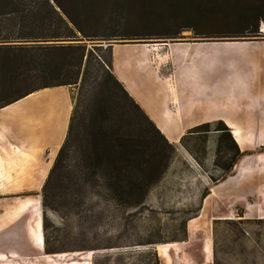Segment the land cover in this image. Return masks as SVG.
Returning <instances> with one entry per match:
<instances>
[{
  "label": "trees",
  "instance_id": "1",
  "mask_svg": "<svg viewBox=\"0 0 264 264\" xmlns=\"http://www.w3.org/2000/svg\"><path fill=\"white\" fill-rule=\"evenodd\" d=\"M262 23L264 0H0V107L43 87L86 80L95 66L101 71L92 115L72 108L41 188L42 206L62 218L63 209L85 203L139 207L168 167L174 146L113 74L111 43L175 38L185 30L202 39L251 40L263 35ZM223 129L227 149L233 144L237 152ZM240 155L212 182L224 179ZM153 243L160 242L140 244Z\"/></svg>",
  "mask_w": 264,
  "mask_h": 264
},
{
  "label": "crops",
  "instance_id": "2",
  "mask_svg": "<svg viewBox=\"0 0 264 264\" xmlns=\"http://www.w3.org/2000/svg\"><path fill=\"white\" fill-rule=\"evenodd\" d=\"M225 42L111 43L113 74L176 149L186 135L193 133L192 128L216 120L224 122L222 116L229 117L236 127L264 128V43L235 41L250 44L251 54L246 58L219 57V63L211 68V51L205 45ZM227 61L236 65L229 76ZM71 111L67 85L43 87L0 107V241L10 242L1 251L7 257L18 249L15 242L19 235L4 237L2 230L13 229L15 220L26 211L30 212L27 221L31 222L32 209L26 207L19 212L18 207L23 200L39 196L19 199L18 194L41 192L65 138ZM248 116L256 118L255 122H245ZM224 124L236 143L231 127ZM171 131H177V135L173 137ZM216 133L205 131L208 151L216 145ZM249 154L258 158L245 164L240 174L235 165L247 154L240 155L224 179L207 186L199 214L205 204L217 209L241 207L244 214L250 205L264 210V175L256 174L264 167V151ZM258 216L264 217V211ZM31 227L27 225V234L22 238L27 241L24 247L30 241L35 246ZM42 242L40 250L44 248Z\"/></svg>",
  "mask_w": 264,
  "mask_h": 264
},
{
  "label": "rangeland",
  "instance_id": "3",
  "mask_svg": "<svg viewBox=\"0 0 264 264\" xmlns=\"http://www.w3.org/2000/svg\"><path fill=\"white\" fill-rule=\"evenodd\" d=\"M261 31L263 35L260 38L241 40L264 43L263 23ZM115 40L117 39L112 41ZM215 40L234 38L202 39L185 30L175 38L149 39L143 40L142 43L155 45L161 42ZM251 52L249 50L241 56L211 52L210 66L213 68L218 64L219 57L246 58ZM99 54L105 52L101 50ZM96 58L99 57L96 55ZM227 63L229 76L235 72L236 65L229 61ZM100 74L101 71L95 66L86 80H81L79 76L76 84H67L72 98V108L76 104L85 119L92 115L99 101V91L103 90L102 85L95 82V77L98 78ZM260 118L257 119L261 120ZM255 120L248 116L245 122ZM216 126L222 129H216ZM223 128L228 129L221 120L209 123V130H217L216 145L212 152L206 149L208 143L206 127L195 130L192 128L193 133L186 135L180 141L181 144L177 145V149L172 144L174 152L169 159L168 167L162 178L150 187L144 204L139 207H107L103 202L89 206L85 203L72 205L63 211L61 209L65 214L62 218V213L42 206L41 192L18 194L19 199L25 196L40 197L44 248L38 250L31 241L29 246H23L27 243L22 239L27 234V225L33 224L32 220L27 221L30 212L26 211L15 220L13 229L6 227L2 230L4 237L13 233L15 236L19 235V240L15 242L18 249L8 257L1 254V251L10 242L0 241V264H155V254L161 264H264V217L258 216L263 214L264 210L250 205L245 214L241 207L222 209L211 207L204 212L202 206L199 214L201 193L213 183L212 178L217 179L224 173L221 166H226L234 156L237 157V152L250 155V152L264 151V135L255 145L246 144L241 148L237 144L236 152L232 144L230 145L232 149L228 150L226 144L229 141ZM243 130L264 133V128ZM162 131L165 134L169 132ZM260 170L261 172L257 171L256 174L264 175V167ZM54 189L56 191L61 189L59 183L54 185ZM75 200L71 198L72 202ZM219 212L229 217L223 218ZM147 241L174 243V247L168 251L167 256H163L156 247L159 243L140 244ZM43 253L50 255L43 257Z\"/></svg>",
  "mask_w": 264,
  "mask_h": 264
},
{
  "label": "bare ground",
  "instance_id": "4",
  "mask_svg": "<svg viewBox=\"0 0 264 264\" xmlns=\"http://www.w3.org/2000/svg\"><path fill=\"white\" fill-rule=\"evenodd\" d=\"M229 41H234V42H229ZM235 41H237V40L207 41V42H225V43L210 44V45H205V46L210 48V51L212 53L220 54V55L236 54L238 56H241V55L247 53L249 50H251L250 44H248L246 42H235ZM222 118H223L224 122L228 126L231 127L232 135H233L236 143L241 148L244 147L246 144H254L255 145V144L259 143L261 136L264 135V134H261V133H258L256 131H252V130L244 132L243 128L236 127L235 123L229 117L222 116ZM171 134L174 137L177 135V131H175V132L171 131ZM257 158H258L257 155L243 156L235 165L237 173L240 174L244 170L245 164H250L252 161L255 162V160H257ZM26 207H30L32 209L31 220L33 221V224H32L30 231H31V234L33 235V240H34L35 246L40 250V248H41L40 244H41V241H43V236L41 233L42 220H41V210H40L39 197H37L36 199L27 198V199L23 200L18 207V211L20 212L22 209H24ZM207 210H208V206L205 205L203 208V211L207 212ZM219 214L223 218L229 217V215L224 214L222 212H219ZM42 244H43V242H42ZM173 247H174V243H159V244H157V250L163 256H167L168 251ZM48 255H50V254L43 253V257H46ZM51 255L61 256L64 254H59V255L58 254H51Z\"/></svg>",
  "mask_w": 264,
  "mask_h": 264
},
{
  "label": "water",
  "instance_id": "5",
  "mask_svg": "<svg viewBox=\"0 0 264 264\" xmlns=\"http://www.w3.org/2000/svg\"><path fill=\"white\" fill-rule=\"evenodd\" d=\"M223 41V40H222ZM194 42H196V41H194ZM156 247H157V245H156Z\"/></svg>",
  "mask_w": 264,
  "mask_h": 264
}]
</instances>
